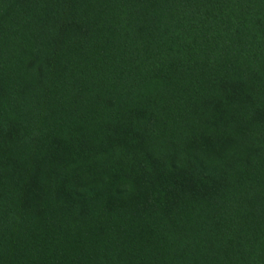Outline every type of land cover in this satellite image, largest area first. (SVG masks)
Returning a JSON list of instances; mask_svg holds the SVG:
<instances>
[{"label": "trees", "instance_id": "trees-1", "mask_svg": "<svg viewBox=\"0 0 264 264\" xmlns=\"http://www.w3.org/2000/svg\"><path fill=\"white\" fill-rule=\"evenodd\" d=\"M0 264H264V0H0Z\"/></svg>", "mask_w": 264, "mask_h": 264}]
</instances>
